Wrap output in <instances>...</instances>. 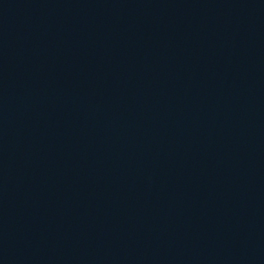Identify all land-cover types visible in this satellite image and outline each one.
<instances>
[{"label": "water", "instance_id": "obj_1", "mask_svg": "<svg viewBox=\"0 0 264 264\" xmlns=\"http://www.w3.org/2000/svg\"><path fill=\"white\" fill-rule=\"evenodd\" d=\"M0 264H264V0H0Z\"/></svg>", "mask_w": 264, "mask_h": 264}]
</instances>
